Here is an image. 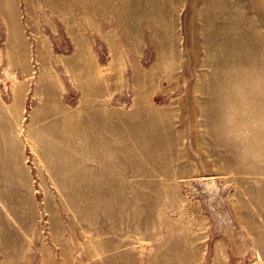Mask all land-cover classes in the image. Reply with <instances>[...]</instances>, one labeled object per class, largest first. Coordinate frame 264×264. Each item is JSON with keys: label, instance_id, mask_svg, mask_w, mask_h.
I'll use <instances>...</instances> for the list:
<instances>
[{"label": "rangeland", "instance_id": "1", "mask_svg": "<svg viewBox=\"0 0 264 264\" xmlns=\"http://www.w3.org/2000/svg\"><path fill=\"white\" fill-rule=\"evenodd\" d=\"M0 264H264V0H0Z\"/></svg>", "mask_w": 264, "mask_h": 264}]
</instances>
